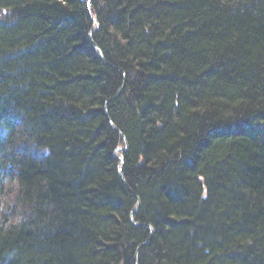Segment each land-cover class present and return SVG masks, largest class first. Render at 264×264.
<instances>
[{"label":"trees","instance_id":"16d2710c","mask_svg":"<svg viewBox=\"0 0 264 264\" xmlns=\"http://www.w3.org/2000/svg\"><path fill=\"white\" fill-rule=\"evenodd\" d=\"M88 1L0 0V264H264V0Z\"/></svg>","mask_w":264,"mask_h":264},{"label":"bare ground","instance_id":"6f19581e","mask_svg":"<svg viewBox=\"0 0 264 264\" xmlns=\"http://www.w3.org/2000/svg\"><path fill=\"white\" fill-rule=\"evenodd\" d=\"M138 209H135V211H137ZM135 211H132V213H131V220H132V222H133V219H134V216H133V213H135ZM134 225H135V223H134Z\"/></svg>","mask_w":264,"mask_h":264},{"label":"rangeland","instance_id":"374dc122","mask_svg":"<svg viewBox=\"0 0 264 264\" xmlns=\"http://www.w3.org/2000/svg\"><path fill=\"white\" fill-rule=\"evenodd\" d=\"M91 16H92V14H91ZM92 18H93V16H92Z\"/></svg>","mask_w":264,"mask_h":264},{"label":"water","instance_id":"95a60500","mask_svg":"<svg viewBox=\"0 0 264 264\" xmlns=\"http://www.w3.org/2000/svg\"><path fill=\"white\" fill-rule=\"evenodd\" d=\"M88 6H90V4H88Z\"/></svg>","mask_w":264,"mask_h":264}]
</instances>
